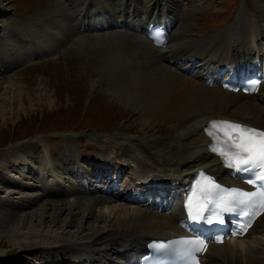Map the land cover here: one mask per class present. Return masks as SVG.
<instances>
[{"label": "bare ground", "instance_id": "obj_1", "mask_svg": "<svg viewBox=\"0 0 264 264\" xmlns=\"http://www.w3.org/2000/svg\"><path fill=\"white\" fill-rule=\"evenodd\" d=\"M188 4L197 6L199 0H60L53 14L38 16L41 27L35 29L33 21L32 24L19 22L12 36L0 41L7 50L0 56L3 71L63 51L62 35L66 32L79 37L84 33L83 40L78 42L82 45L104 42L107 51L103 53L100 77L109 79L120 105L140 114L143 125H154L148 128L151 135L144 139L113 137L109 141L113 146L108 149L112 153L99 158L86 157L71 144L50 152L47 163L51 162L57 176L64 180L76 179L68 189L21 183L0 173V185L6 193L0 197V246L22 253L38 250L41 254L38 264H73V259L77 261L78 255L84 253L92 257L88 264L140 262L144 253L138 256L135 253L150 241L179 235L178 222L182 216L175 199L145 201L139 208L113 207L112 202L123 200V190H128L118 182L120 173L127 170L133 182L141 185L144 181L151 184L149 180L179 183L190 179L198 167L225 177L217 159L207 151L209 141L204 129L208 123L226 120L264 129V84L257 94L243 96L205 86L200 73L207 75L212 71L211 77L215 78L220 73L217 66L227 67L235 60L247 62L252 48L258 53L264 51V27L252 30L239 11L235 22L223 33L188 41L184 34L191 24L190 13L184 8ZM261 4L264 12V2ZM62 11L63 16L59 15ZM44 18L46 21L40 23ZM164 18L174 25L168 43L157 49L137 29L141 23L151 24ZM104 20L110 24L108 29L115 31L98 34L105 30L97 28ZM122 22L129 27L122 28ZM120 35L121 38L117 37ZM11 52L20 56V63ZM170 60L185 62L186 67L169 65ZM195 61L198 65L191 67ZM4 81L0 77V88H4L0 96L7 100L5 97L11 90L13 101L6 106L1 104L2 122L11 117L8 106L12 104L15 106L18 102L13 116L24 112L26 96L23 95L27 94L20 84L8 82L6 86ZM43 87L41 81L33 87L36 93L27 95L29 104H32L30 97L38 95L44 105L52 106L54 101L48 100L49 93ZM156 125L167 126V135L155 138ZM35 162L36 166L43 167L42 160L37 158ZM54 173L52 177L56 176ZM99 174L104 179L111 175L115 182L91 185ZM129 180L124 177L125 182ZM134 198L132 194L124 197L129 201ZM249 234L255 235V240L260 239L248 242L247 237L211 246L204 256V264H264V215Z\"/></svg>", "mask_w": 264, "mask_h": 264}, {"label": "rangeland", "instance_id": "obj_2", "mask_svg": "<svg viewBox=\"0 0 264 264\" xmlns=\"http://www.w3.org/2000/svg\"><path fill=\"white\" fill-rule=\"evenodd\" d=\"M59 1L0 0V36H2L0 40L3 41L12 36V31L19 22L29 24L33 21L32 23H36L33 26L38 29L42 26L37 21L38 16L53 14ZM261 2L264 0H199V6L186 7L190 13L189 22L191 23L184 33L187 35L186 39L199 40L223 33L235 22L239 11L243 12L252 30H256L257 27L262 28L264 12ZM50 7L51 10H49ZM243 7L245 10L242 9ZM63 14H65L64 11L59 13L61 16ZM44 21H46L45 18L40 23ZM71 35L69 32L62 35L65 43L63 51H57L40 61L36 60L21 67L19 65L13 70L0 69V77L5 79V85L8 82H15L23 86L22 90L26 89L27 92L23 95L26 96L23 101L26 107L25 113H18V119L12 115V111L18 105L17 102L15 106L13 104L11 107L8 106L9 115L12 114L10 118L7 117L6 122H2L0 117V173H6L7 177L18 182L35 184L34 186L46 185L48 189L55 186L68 189L71 185L67 180L61 179L60 176L58 178L57 175L50 178L54 172V174L57 173L52 169L51 162V166L48 165L47 158L50 152L64 149L71 144L79 150L80 154L99 158L112 153V151L108 152V149L113 146L109 143L113 137L128 136L144 139L151 135L148 133V128L154 125H143L140 122L142 120L140 114L128 111L120 105L115 89L110 88L109 79L100 77L104 64L103 53L107 51V45L104 42L94 46L93 44L82 45L78 43L83 40L82 34L80 37L72 35L74 38ZM113 46L116 45L113 44ZM53 49L56 48L51 50ZM5 52L7 50L0 45V56L2 57ZM11 54L16 55V60L20 63V56L13 52ZM32 64L34 67L25 69ZM39 81L49 93L48 100L54 101L50 107L44 105L38 95L30 97L33 106L27 100L28 94L36 93L34 88ZM30 86L34 88L28 93ZM3 89L0 88V95ZM12 96L11 90L7 92V97H10L11 101L7 97L4 101V98L0 96V100L3 99L0 101V106L10 104L13 101ZM156 126L158 132L154 133L155 138L167 135V126ZM37 158L43 161V167L36 166ZM40 168L45 170L42 171ZM125 177L131 178L128 174ZM3 187L0 185V191H2L0 197L6 194L3 193L5 190ZM112 203L113 207L127 206L120 201ZM127 207L136 208L135 206ZM255 238V235H252L248 242L260 239L255 240ZM40 255V251L34 249L22 253L15 248L0 246V264H38Z\"/></svg>", "mask_w": 264, "mask_h": 264}, {"label": "snow or ice", "instance_id": "obj_3", "mask_svg": "<svg viewBox=\"0 0 264 264\" xmlns=\"http://www.w3.org/2000/svg\"><path fill=\"white\" fill-rule=\"evenodd\" d=\"M205 131L213 142L210 151L216 153L225 167L234 173L248 174L245 182L253 186L255 191L221 186L201 172L202 179L197 181L192 194L186 198L188 218L212 224L213 219L207 216V213L212 212L216 221L223 223L224 214L236 213L241 221L233 230V235H243L251 228L255 218L264 214V129L213 120ZM207 239L200 236L181 238L171 242L175 247L170 249L169 254L181 257L182 264H199L197 254L206 250ZM222 241V236L216 237V242Z\"/></svg>", "mask_w": 264, "mask_h": 264}]
</instances>
